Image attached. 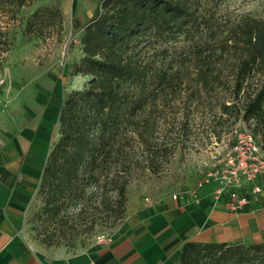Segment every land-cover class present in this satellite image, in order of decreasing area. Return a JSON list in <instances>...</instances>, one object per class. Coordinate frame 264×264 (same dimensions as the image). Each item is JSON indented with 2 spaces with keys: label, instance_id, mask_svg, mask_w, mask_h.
<instances>
[{
  "label": "trees",
  "instance_id": "obj_1",
  "mask_svg": "<svg viewBox=\"0 0 264 264\" xmlns=\"http://www.w3.org/2000/svg\"><path fill=\"white\" fill-rule=\"evenodd\" d=\"M29 3L0 0V14ZM198 5L197 0H100L82 25L79 56L69 74L87 80L61 102L56 138L34 194L39 206L28 221L41 246L59 245L88 203L115 222L122 218L126 184L116 174L109 177L110 169L119 164L122 174L130 170L125 149L135 139L152 172L148 164L157 153L148 144L147 112L158 95L180 86L186 65L197 69L198 84L206 87L212 61L225 52L236 56L231 104L220 107L223 114L238 109V119L252 126L264 149V18L245 16L223 31L211 16L198 15ZM60 25L55 5L37 8L23 22V34ZM106 186L113 187L111 202ZM174 264H264V244L185 242Z\"/></svg>",
  "mask_w": 264,
  "mask_h": 264
},
{
  "label": "rangeland",
  "instance_id": "obj_2",
  "mask_svg": "<svg viewBox=\"0 0 264 264\" xmlns=\"http://www.w3.org/2000/svg\"><path fill=\"white\" fill-rule=\"evenodd\" d=\"M197 1L198 15L211 16L223 31L245 16L264 18V0ZM53 2L56 0H30L23 8L0 14V71L6 70L9 76L6 92L9 103L6 108L0 106V132L13 122L19 108L35 110L32 104L35 81L44 84L47 79L36 80L34 72L26 70L27 63L24 64L25 69H22L25 73L22 75V71H19V76L16 73L12 79L8 69L9 60L16 62L26 57L27 60L37 59L44 64L46 60L52 62L49 69L56 72L64 91L63 97L70 91L81 89L87 80L86 77L69 74V63L78 57L79 34L87 19L72 22L69 27L62 25L61 19L60 28L49 26L42 29L41 33L36 31L23 34L25 19L37 8H51ZM219 36L222 37V33ZM235 58L232 53L225 52L222 59L212 61L206 71V87L198 84L197 69L194 66L186 65L181 69L180 86L158 95L147 112L149 121L152 122L148 144L157 153L156 159L148 164L152 172L146 169L144 148L141 149L135 139L125 149L130 154V158L127 156L130 170L122 174L119 164L110 169L109 177L116 174L119 181L126 184L122 218L115 222L111 215L107 217L99 208L94 209L92 203H88L78 224L60 238L59 245L53 247L71 252L82 249L92 244L97 237L112 235L127 215L139 208L163 198L171 199L172 196L183 199L203 185L212 183L218 170L215 157H220L234 143L232 131L238 129L251 133L252 129V126L238 119V109L223 114L220 107L223 103L231 104ZM256 79L254 76L251 81L253 85ZM259 148L264 155V149L261 146ZM112 190L113 187H105V198H110V202L114 196ZM91 192L93 191L89 193ZM38 206L39 202L33 197L25 211L26 229L33 240L34 235L28 221ZM90 223L93 225L91 229Z\"/></svg>",
  "mask_w": 264,
  "mask_h": 264
},
{
  "label": "crops",
  "instance_id": "obj_3",
  "mask_svg": "<svg viewBox=\"0 0 264 264\" xmlns=\"http://www.w3.org/2000/svg\"><path fill=\"white\" fill-rule=\"evenodd\" d=\"M99 1L56 0L53 5L62 25L69 27L88 19ZM24 58L9 60L12 79L19 71L25 73V63L36 80L47 79L44 84L35 81V110L19 108L0 132V264H174L185 242L264 244V186L261 194L232 214L225 199H214L212 183L183 199L163 198L130 213L109 236V243L94 241L72 252L37 244L26 229L25 211L56 138L64 91L56 72L49 69L52 62Z\"/></svg>",
  "mask_w": 264,
  "mask_h": 264
},
{
  "label": "built area",
  "instance_id": "obj_4",
  "mask_svg": "<svg viewBox=\"0 0 264 264\" xmlns=\"http://www.w3.org/2000/svg\"><path fill=\"white\" fill-rule=\"evenodd\" d=\"M9 87L8 72L0 71V106L6 108L9 101L6 92ZM234 143L220 157H215L218 167L212 179L215 184L214 199H225L228 211L236 214L251 197L262 193L264 186V155L247 130L234 129L231 133ZM219 157V158H218ZM175 199L174 196L171 198ZM110 242V237L100 236L96 244Z\"/></svg>",
  "mask_w": 264,
  "mask_h": 264
}]
</instances>
